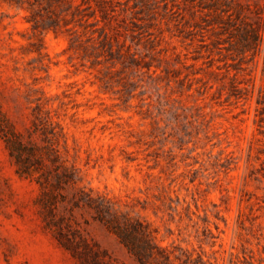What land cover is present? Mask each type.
<instances>
[{
	"label": "rangeland",
	"instance_id": "1",
	"mask_svg": "<svg viewBox=\"0 0 264 264\" xmlns=\"http://www.w3.org/2000/svg\"><path fill=\"white\" fill-rule=\"evenodd\" d=\"M0 264H264V0H0Z\"/></svg>",
	"mask_w": 264,
	"mask_h": 264
}]
</instances>
